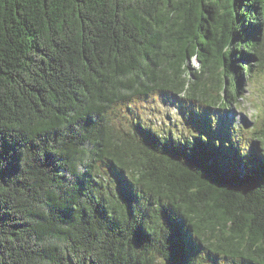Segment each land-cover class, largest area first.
Listing matches in <instances>:
<instances>
[{
  "label": "trees",
  "instance_id": "obj_1",
  "mask_svg": "<svg viewBox=\"0 0 264 264\" xmlns=\"http://www.w3.org/2000/svg\"><path fill=\"white\" fill-rule=\"evenodd\" d=\"M263 77L264 0H0V264H264Z\"/></svg>",
  "mask_w": 264,
  "mask_h": 264
},
{
  "label": "rangeland",
  "instance_id": "obj_2",
  "mask_svg": "<svg viewBox=\"0 0 264 264\" xmlns=\"http://www.w3.org/2000/svg\"><path fill=\"white\" fill-rule=\"evenodd\" d=\"M193 68L199 69L196 60L192 62ZM258 112H264V77L249 85H244L243 95L237 103L228 108V112L219 113L214 110V116L218 124H231L236 126L248 124L253 126ZM181 104L175 100L160 102L147 112L146 119L154 126L160 127L162 131L171 129L173 133L182 137L188 134L182 125Z\"/></svg>",
  "mask_w": 264,
  "mask_h": 264
}]
</instances>
